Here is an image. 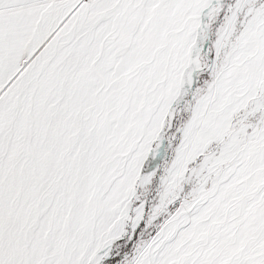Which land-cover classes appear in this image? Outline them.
<instances>
[{
	"label": "snow or ice",
	"instance_id": "1",
	"mask_svg": "<svg viewBox=\"0 0 264 264\" xmlns=\"http://www.w3.org/2000/svg\"><path fill=\"white\" fill-rule=\"evenodd\" d=\"M0 264H264V0H0Z\"/></svg>",
	"mask_w": 264,
	"mask_h": 264
}]
</instances>
